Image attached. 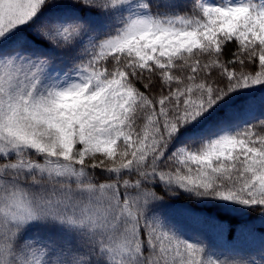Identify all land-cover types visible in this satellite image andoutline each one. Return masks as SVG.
<instances>
[{
  "label": "snow or ice",
  "instance_id": "6c2138e0",
  "mask_svg": "<svg viewBox=\"0 0 264 264\" xmlns=\"http://www.w3.org/2000/svg\"><path fill=\"white\" fill-rule=\"evenodd\" d=\"M253 214L264 0H0V264H264Z\"/></svg>",
  "mask_w": 264,
  "mask_h": 264
},
{
  "label": "trees",
  "instance_id": "16d2710c",
  "mask_svg": "<svg viewBox=\"0 0 264 264\" xmlns=\"http://www.w3.org/2000/svg\"><path fill=\"white\" fill-rule=\"evenodd\" d=\"M217 1H218V0H202V2H203V3H206V4H207V2H215V3H216ZM220 1H221V0H220ZM197 2L199 3V2H201V0H197ZM229 47H232V46L230 45ZM41 162H42V161H41ZM90 171H94V172H97V173H98V172H100L101 170H99V169L91 170V169H90ZM168 203H179V204H185V205H187V204H189V201H186V200L168 201ZM251 219L255 221V224H256V227H257V231L264 230V229L261 228L262 221L259 220L257 214H253V216L251 217ZM238 222H239L238 219H236V220L233 221V223H238Z\"/></svg>",
  "mask_w": 264,
  "mask_h": 264
},
{
  "label": "rangeland",
  "instance_id": "374dc122",
  "mask_svg": "<svg viewBox=\"0 0 264 264\" xmlns=\"http://www.w3.org/2000/svg\"><path fill=\"white\" fill-rule=\"evenodd\" d=\"M219 2H221V1H220V0H218L216 3H219ZM208 3H215V2H207V4H208ZM77 147H78V146H77Z\"/></svg>",
  "mask_w": 264,
  "mask_h": 264
}]
</instances>
